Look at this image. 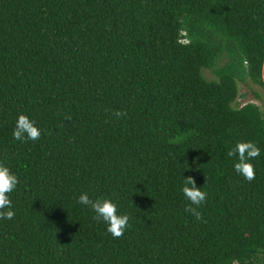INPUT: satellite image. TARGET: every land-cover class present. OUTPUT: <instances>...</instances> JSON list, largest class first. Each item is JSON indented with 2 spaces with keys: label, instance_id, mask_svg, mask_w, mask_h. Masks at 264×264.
<instances>
[{
  "label": "trees",
  "instance_id": "16d2710c",
  "mask_svg": "<svg viewBox=\"0 0 264 264\" xmlns=\"http://www.w3.org/2000/svg\"><path fill=\"white\" fill-rule=\"evenodd\" d=\"M263 76L264 0H0V162L19 179L0 264H264V107L236 105ZM20 115L39 140L14 139ZM238 142L260 149L251 182ZM82 193L131 217L123 238Z\"/></svg>",
  "mask_w": 264,
  "mask_h": 264
},
{
  "label": "clouds",
  "instance_id": "9594fccd",
  "mask_svg": "<svg viewBox=\"0 0 264 264\" xmlns=\"http://www.w3.org/2000/svg\"><path fill=\"white\" fill-rule=\"evenodd\" d=\"M247 64V61H245ZM116 117L126 116V112H113ZM71 121V117H66ZM41 130L35 126V121L30 120L25 115H20L16 127L13 130L15 140L27 143L29 140L37 141L41 138ZM177 142V141H170ZM228 157H237L238 162L235 163V171L243 176L247 181L251 182L256 178L255 167L250 162L260 156L259 147L252 142H238L234 148L227 152ZM19 179L11 170L0 162V219L12 220L15 218V212L12 210V201L9 194L16 190ZM182 193L184 198L189 202V206L185 211L195 217L196 220L202 219V212L199 211L206 201L208 193L197 187L194 177L188 176L183 178ZM77 202L91 209L98 223L104 222L108 225L107 231L115 239L123 238L125 231L131 227L129 223L131 217L128 214H119L117 203L111 199H91L87 193H82Z\"/></svg>",
  "mask_w": 264,
  "mask_h": 264
},
{
  "label": "rangeland",
  "instance_id": "374dc122",
  "mask_svg": "<svg viewBox=\"0 0 264 264\" xmlns=\"http://www.w3.org/2000/svg\"><path fill=\"white\" fill-rule=\"evenodd\" d=\"M204 76L209 80H214L216 78L209 70H204ZM238 86L239 96L236 101L238 107H242L247 103H256L264 107V86L255 85L250 80H248L247 83L239 82ZM255 93L259 94L261 98L258 99Z\"/></svg>",
  "mask_w": 264,
  "mask_h": 264
}]
</instances>
